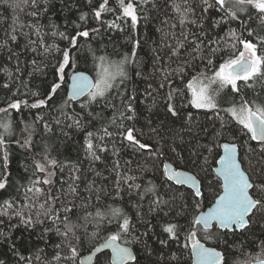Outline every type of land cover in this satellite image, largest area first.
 Here are the masks:
<instances>
[{"label":"snow or ice","instance_id":"obj_1","mask_svg":"<svg viewBox=\"0 0 264 264\" xmlns=\"http://www.w3.org/2000/svg\"><path fill=\"white\" fill-rule=\"evenodd\" d=\"M88 2L91 5L93 0H88ZM148 2L149 0H137V2L128 0L125 3V0H116V7H110V0H96V6L92 7L91 14L93 19L103 25L102 14L112 13L116 16V20H122L124 23L130 22L131 28L135 30L140 20L138 4H147ZM0 3L12 8L16 13L12 17V24L4 30V39L0 40V49L7 48L9 50L8 60L15 58L17 65L19 64V54L12 52L10 48V44L13 43L17 48L20 47L16 43L18 35L27 38L25 49L34 56L43 58L39 61L33 58L30 61L33 72L39 71L41 64L47 66L45 60L53 51L62 53L61 58L54 65L53 80L45 85L44 92L28 91L24 93L33 98L41 95L44 98L36 99L35 102L29 104L27 100L15 98L19 92L18 88L13 91L8 82L0 85V89L5 93H11V95H5L4 99L0 101V103L6 104L5 107H0V114L7 117V119L0 120V192H8L9 188L13 187L10 182L11 173L8 171L11 145L15 144L25 150L32 149V135L35 131L34 124H26L21 117L20 123L25 126L20 129V137L16 138L10 110L19 113L23 108L48 107L62 86L71 89L70 99L74 100L79 96L86 97L80 105L81 113H84L90 105H99L103 102L107 107L113 109L114 114L109 119V123L117 129L116 136L122 137L133 147L138 146L140 149L150 147L137 139L134 135L136 131L134 127L125 125V121L139 119V105L136 104L134 107L136 97L134 95L125 96L124 93L118 91L130 79L127 65L136 62L135 48L140 46L139 40L134 41L133 44L131 54L133 59H130L128 55L122 56L120 60L99 56L96 58L98 63L94 60L91 69L95 73L94 76H90L84 71H73L68 77L66 69L73 65L70 49L77 47L78 38H88L90 32L99 33V28L85 29L77 31L75 35L67 36L64 32H58L56 25H50L51 31L45 32L43 31L44 26L40 24V17L48 11L46 0H44V4L41 3V0H15L12 4H8L7 0H0ZM164 5L167 7L169 0H164ZM171 7L177 14L173 17L176 22L164 21L165 24H168L170 31L162 32L161 43L153 50L155 53L153 55L154 73H159V78L162 81L158 87L168 88L164 96L167 113L171 117H179L180 112L190 105L195 109L214 110L218 117L220 111H223L230 119L222 120L221 131L215 132V138L210 141L209 145L204 146L209 153L213 152V148H215L216 155L219 157L216 163L220 167L216 171L222 181L214 182L216 188L214 203L206 212H201L191 220H187L186 224L174 220L163 225L162 231L168 234V239H160L159 243L162 246H167L170 241L179 242L180 233L182 231L185 233L183 246L177 250L181 255L172 254V259L176 260L177 264L182 259V253L185 250L189 253L191 264H240L239 261L229 259L230 256L236 255L235 251H229L230 247L236 248L241 253L245 247L252 248L253 251L258 247V254H249L245 257L243 264H264V225H261L260 236L251 233L254 222H259L257 218L264 219V172L254 176L250 170H245L242 166L243 157L238 151V148H243L244 154L247 155L257 152L258 149L259 153L264 155V103H258L256 99L249 100L242 95L244 89H254V85L257 83L264 86V34H261L264 33V0H198L196 4H193L192 0H181L180 3L173 0ZM26 8L32 9L25 13L27 23L19 15ZM87 16L88 13H82L80 20H86ZM191 16H195V18L190 19ZM2 19L3 17H0V21ZM116 20L109 22V27L123 30ZM253 20L258 21L257 27L252 26ZM206 21H210V23H206ZM237 22L241 29L239 33L231 27ZM189 25L196 27L198 31H191ZM25 27L30 31H24ZM177 27L180 29L179 33L174 31ZM157 31H161V29H157ZM244 33H247V38ZM33 35L37 38L31 39ZM49 36L67 39L69 48L61 49L55 42L47 43ZM16 71L19 72V67L16 68ZM32 74L29 72V76ZM137 75L140 73L138 72ZM8 76L11 80L12 73L8 72ZM25 87L27 88V85ZM225 89H228L234 96H239L240 100L238 103L233 100L230 106L221 109L217 101ZM115 96L120 97V103L123 106V110L119 111L118 115L116 114L117 105L109 99ZM64 103L67 104V101ZM86 115L95 118L100 113H96L94 116L92 111H87ZM187 115L191 117L192 113L189 112ZM35 119L43 122L46 131L52 130L51 125L44 121L43 116L38 115ZM65 119L73 121L68 125L70 128L85 127V124L82 123L84 117L79 113L74 116L65 115ZM233 121L239 131L247 136V140L238 145L234 137L232 141L220 143L219 138L223 135L226 125ZM54 123L59 125L61 120L54 118ZM153 131L156 130L153 129ZM64 134L67 135V133ZM113 135L114 133L104 126L103 135L98 139L103 141L105 136L112 137ZM94 139L96 137L93 132H86V151L94 160H99L100 156L97 152H106L107 148L100 144H94ZM253 141L257 143V148L251 147L250 142ZM220 149L223 150L222 154ZM172 150L175 151V148ZM37 155L40 156V159H36ZM118 167L119 162L114 165V169ZM57 169H59V174ZM74 171L79 172L80 169L77 167ZM24 172L27 174L26 183L14 187L15 195L9 193L7 198L0 199V225L5 223V219L10 221L13 217L27 227L43 225L45 222H51L53 226L57 223L62 225L63 231L60 227H55V232L61 237V241L55 244L54 248L60 251L66 250L67 254L62 256L60 251H57L51 260H47V264H52L53 261L55 264H61V261H64L65 264H77V260L81 256L80 247L84 245L85 239L97 236L101 228L109 232L101 246L102 249H111L109 264H139L140 258L130 250L128 245L141 241V236H147L148 232L135 235V226L122 209L100 205L99 207L93 206L95 211L89 212L87 208L90 206L91 197H88L80 205L82 209H85L84 223H73L68 214L73 213L76 205L71 201L64 204L63 207H55V205L62 202V198L68 195L80 198L76 186L79 177L73 176L70 172L71 183H68V180L62 175L64 166H61L57 159L51 157L48 151L33 154L31 164L24 167ZM257 176L259 179L256 178ZM173 178L180 184L191 183L194 192H191L190 195L195 201L192 207L199 208L200 199L196 198L202 199L204 196L201 190L202 185H199L191 174L179 170L174 172V176L168 177L169 180ZM134 179L135 177L118 176L116 195L119 196L121 180ZM66 183L68 184L67 191L64 188ZM57 184H59V189H56ZM212 184L213 182H210L209 186L211 187ZM128 187L132 188L133 185L129 184ZM135 187L141 186L135 185ZM148 191H152V189L150 188ZM170 199L174 204L176 197ZM96 200H100L98 195ZM152 203L155 207L150 208V211H156L160 205L169 204V201L157 196ZM180 207L182 210L175 213L176 217L185 215L183 209L187 205L182 204ZM168 214L164 213L165 216ZM78 219L80 218L78 217ZM88 223H94L96 227V231L91 234V237L87 233ZM106 225H113V228L109 230ZM10 227H16V225ZM81 228L84 229V233L78 234ZM52 230L46 227L44 233L47 234ZM249 233L253 238L246 242L233 240L230 245L227 240L229 235ZM0 237L10 239V236L3 231H0ZM211 240L216 241L215 245L207 246V242ZM117 241L123 243L119 244ZM9 248L19 256V253L15 251L14 243L10 244ZM101 248H97L95 251L100 252ZM38 251L43 252L42 249ZM19 258L25 260L24 256H19ZM35 259L40 261V264H45L39 254ZM0 264H5V261L0 260ZM28 264H31V258H29Z\"/></svg>","mask_w":264,"mask_h":264},{"label":"trees","instance_id":"obj_2","mask_svg":"<svg viewBox=\"0 0 264 264\" xmlns=\"http://www.w3.org/2000/svg\"><path fill=\"white\" fill-rule=\"evenodd\" d=\"M15 0H7L8 4L14 3ZM128 0H125L127 3ZM137 2V0H134ZM173 0H169V5L165 7L164 0H149L147 4H138L140 20L133 30L129 23H124L122 20H116V16L112 13L102 14L104 24L93 19L91 14L92 7L96 6V0L90 5L88 0H46L48 11L40 17V24L44 26L43 31H51L50 25H56L58 32H64L67 36L75 35L77 31L85 29L99 28V33L90 32L88 38H78V45L76 48L70 49L73 65L66 69L67 76L73 70H85L92 76L95 75L91 71L94 65V60L99 56H107L111 60H120L122 56L128 55L132 58L134 41L139 40L140 46L135 48L136 57L135 63L127 65V71L130 79L118 89L119 92L124 93L125 96L134 95L136 104L139 105V119L133 121H125L127 127H134L137 139L141 143L150 145L149 148L140 149L138 146H131L122 137L116 136L117 129L109 123V119L113 116V109L107 107L103 102L99 105H90L84 113H81L80 105L85 101L86 97L82 96L77 100H72L66 95L67 86H62L53 101L48 107L40 108H23L21 112L11 111V117L14 122L13 131L16 138H19L20 129L25 124L20 123L21 117L26 124L33 125L35 131L32 135L33 147L30 150H25L12 144L9 151L10 163L8 171L11 173L10 182L13 187L9 188L8 192H0V199L7 198L9 193L15 195L14 187L18 184L26 183L27 174L24 172V167L31 164L33 154L50 152L51 157L57 159L61 166H64L63 177L71 183L69 173L73 176H78L79 180L76 182L79 197L76 198L68 195L62 198V202H58L55 207H63L64 204L71 201L76 205L73 213L68 214L73 223H84L85 209L80 207L85 202V198L91 197L87 211L94 212L95 207L106 205L111 208H120L123 213L131 219V223L135 226V235H140L148 232L147 236H141V241L133 242L129 246L134 253L138 255L139 264H177L176 260L172 259V254L176 253L180 256L181 249L184 243L185 233H180V241H170L167 246H162L159 243L160 239H168V234L162 231V226L170 221H177L181 224H186L187 220H191L197 213L209 205L214 200L216 192L214 182L219 180L213 171L216 159V149L209 153L204 147L209 145L210 141L215 138V132L221 131L220 124L227 121L230 117L223 111H220L219 117L214 110L209 109H195L192 106L185 107L179 117H171L165 108L164 96L168 88H159L158 85L162 82L159 78V73H154L153 69V55L154 49L161 43L162 32H168V23H175L173 19L177 14L172 10ZM180 3L181 0H175ZM44 4V0H41ZM193 4L198 3V0H192ZM110 7H116V0H110ZM31 8H26L24 12L19 13L22 20L27 23L25 13L31 11ZM82 13H88L86 20L81 21ZM16 13L12 8L6 7L5 4L0 3V40L4 39V30L9 28L12 24V17ZM191 16L190 19H194ZM218 18V17H217ZM116 20L120 25L118 28L109 27V22ZM210 23V21H206ZM253 27L258 26V21L253 20ZM231 27L235 28L239 33L241 31L239 23H234ZM193 32L198 29L189 25ZM161 29V31H157ZM24 31H30L27 27ZM179 33L180 29H175ZM217 31H220L217 29ZM223 34V32H221ZM264 34V33H261ZM247 38V33H244ZM33 35L31 39H36ZM55 42L61 49L69 48V41L59 36L47 38V43ZM20 47L10 44L11 51L19 54V64L15 58L8 60L9 50L7 48L0 49V85L5 82L9 83L10 88L19 92L15 98L27 100L29 104L35 102L36 99L24 93L28 91L44 92L45 85L53 80L54 65L56 61L62 56V53L53 51L45 60L46 67L41 64L40 70L33 72V66L30 61L35 58L38 61L42 57H36L30 51L24 48L27 43V38L18 35L17 42ZM42 51V49H40ZM162 55V53H161ZM98 63V60H96ZM19 67V72L16 68ZM175 67V65H173ZM8 72L12 73V78L9 80ZM32 72V76H29ZM140 75H137V73ZM151 84V87H149ZM27 85V88L25 87ZM150 93V95H149ZM5 93L0 89V101H2ZM247 99H256L258 103H264V86L257 83L254 89H244L242 92ZM223 98L232 103L235 100L237 103L240 100L239 96H234L228 89L222 93ZM112 103L117 105L116 114L123 110L120 103V97L115 96L109 98ZM219 100V98H218ZM67 101V104L64 102ZM229 104V105H230ZM6 104L0 103V107H5ZM219 108H226L219 105ZM87 111H92L95 116L100 113L98 117L92 118L86 115ZM191 112L192 116L187 114ZM63 113V114H62ZM79 113L84 117L82 123L84 128L68 127L72 124V120L65 119V115L74 116ZM43 116L44 121L51 125L52 130L46 131L43 127V122L36 121L37 116ZM54 118L61 120V124L54 123ZM7 119V117L0 114V120ZM90 121V123H89ZM119 123V121H117ZM108 127V130L113 132L112 137H104L103 141L98 139L103 135V127ZM155 129L156 131H153ZM94 133V144H100L107 148L106 152H97L100 156L99 160H94L86 151L85 135L86 132ZM64 133H67L65 135ZM235 137V142L241 145L247 136H244L239 131L235 122L226 125L223 135L219 138V142L223 140L232 141ZM252 148H257L256 142H250ZM175 148V151L172 149ZM240 156L243 157V168L250 170L256 174L264 172V155H261L257 149L255 153L244 154L243 148H238ZM36 159H40L37 155ZM206 160V162H205ZM169 161L175 168H184L192 172L199 180V185H202L204 193L203 198L200 199V207H192L195 202L191 192L192 189L184 185H176L171 182L165 175L163 162ZM195 161V163H192ZM119 162V167L114 169V165ZM130 162V163H129ZM79 168V172H75V168ZM59 174V169H57ZM119 177H135L134 180H121L119 185V196L116 195L117 187L116 181ZM256 178L259 179V176ZM210 182H213L210 187ZM133 185L129 188L128 185ZM135 185H140L137 188ZM68 184L64 185L67 191ZM152 191H148V189ZM59 189V184L56 185ZM100 200H96V196ZM159 196L163 200H168L169 204L160 205L156 211H150L154 208L153 201ZM171 197H176L175 203L171 202ZM187 205L183 209L185 215L176 217L175 213L181 211V205ZM103 210V209H102ZM164 213H169L167 216ZM63 215V213H62ZM78 217L80 219H78ZM259 222H254L251 233L257 236L261 234V225H264V219L257 218ZM16 225V227H10ZM53 229L47 234L44 233V228ZM55 227H60L63 231V226L57 223L53 226L51 222H45L43 225H36L34 227H27L18 222V219L13 217L10 221L5 219V223L0 225V231L7 233V237H0V260H4L5 264H28L31 258V264H40L35 257L39 254L41 260H51V257L56 254L57 250L54 248L55 244L60 243L61 237L55 232ZM106 228L111 230L113 225H106ZM96 231L94 223L87 224V233L91 234ZM84 229L81 228L78 234H83ZM251 233L236 236L229 235L227 240L231 245L233 240L237 242H246L252 239ZM109 234L104 228H101L99 234L95 237L86 238L83 246L80 247L81 256L89 252L94 246L104 241ZM122 242V241H120ZM14 243L15 251L19 256H24L25 260H20L19 256L15 255L10 250L9 245ZM123 243V242H122ZM215 240L208 241L207 244L214 246ZM42 249L43 252L38 250ZM229 251H235V256H230V260L239 261L243 264L245 257L249 254L256 255L259 252L257 247L255 251L252 248L245 247L243 253L237 251L236 248L230 247ZM60 254L66 255V250L60 251ZM80 258V257H79ZM77 260V264H81ZM110 253L109 250H102L94 258L91 264H109ZM55 264V261L52 262ZM61 264H65L61 261ZM179 264H190L189 253L185 250L182 253V259Z\"/></svg>","mask_w":264,"mask_h":264},{"label":"water","instance_id":"obj_3","mask_svg":"<svg viewBox=\"0 0 264 264\" xmlns=\"http://www.w3.org/2000/svg\"><path fill=\"white\" fill-rule=\"evenodd\" d=\"M73 71H84V72H86L87 74H89L90 76H92L88 71H85V70L78 69V70H73ZM73 71H72V72H73ZM72 72L69 73L68 77L71 76ZM69 83H70V81H69ZM70 91H71V89H70L69 87H67V88H66V95L68 96V98H69V93H70ZM81 97H82V96H79V97H77V98L74 99V100H77V99H79V98H81ZM72 100H73V99H72ZM227 141H229V140H223V141H221L220 143L227 142ZM220 152H221V154H222L223 150L220 149ZM218 159H219V157L216 159V161H217ZM165 166H166V167H165ZM219 167H220V165H219L218 163L215 162V165L213 166V171H214L215 176H216L219 180L222 181V178L219 176V173L216 171ZM164 170H165V173H166L165 175H166L167 177L174 176V172L177 171V170H179V171H183V172H185V173H189V174H191V175L193 176V178H194V179L198 182V184H199V180H198V178H197L192 172L188 171L187 169L181 168V167H179V168H175L170 162H164ZM170 181L173 182V183L176 184V185H184V186H186V187H188V188H190V189H192V190L194 191V189L192 188V185H191L190 182H189L188 184H180V183H177V182H176L175 178L171 179ZM213 203H214V200H213L209 205H207L205 208H203L202 210H200V211L197 213V215H199L201 212H206V211L208 210V208L212 206ZM104 241H105V240H104ZM104 241H103L102 243L98 244L97 246H95V247H94L93 249H91L89 252L83 254V255L80 257V262H82V264H91V263L93 262L94 258L96 257V255L99 253V252H96L95 249H97V248H101V246L104 244ZM117 243L122 244V242H120V241H117ZM207 246H210V247H211V245H208V244H207ZM128 247L130 248L131 251H133V249L131 248V246L128 245ZM102 250H106V249H102V248H101V251H102ZM107 250H109L110 257H111V249H107ZM101 251H100V252H101ZM133 252H134V251H133ZM89 257H91V259H89ZM190 264H191V261H190Z\"/></svg>","mask_w":264,"mask_h":264},{"label":"rangeland","instance_id":"obj_4","mask_svg":"<svg viewBox=\"0 0 264 264\" xmlns=\"http://www.w3.org/2000/svg\"><path fill=\"white\" fill-rule=\"evenodd\" d=\"M217 103H218V105H223V106H225V107L230 106V105H229L230 103H228V102L223 98L222 94L220 95L219 100L217 101Z\"/></svg>","mask_w":264,"mask_h":264},{"label":"bare ground","instance_id":"obj_5","mask_svg":"<svg viewBox=\"0 0 264 264\" xmlns=\"http://www.w3.org/2000/svg\"><path fill=\"white\" fill-rule=\"evenodd\" d=\"M238 151H239V150H238ZM164 162H169V161H164ZM164 162H163V167H164ZM170 163H171V162H170ZM171 164H172V163H171ZM164 171H165V170H164ZM102 242H103V241H102ZM102 242H100V243H102ZM100 243H99V244H100ZM97 245H98V244H97ZM97 245H96V246H97ZM94 247H95V246H94ZM94 247H93V248H94ZM93 248H92V249H93ZM80 257H81V256H80ZM79 261H80V258H79Z\"/></svg>","mask_w":264,"mask_h":264}]
</instances>
